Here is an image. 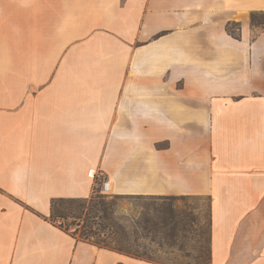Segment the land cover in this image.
Returning a JSON list of instances; mask_svg holds the SVG:
<instances>
[{
  "label": "crops",
  "instance_id": "obj_1",
  "mask_svg": "<svg viewBox=\"0 0 264 264\" xmlns=\"http://www.w3.org/2000/svg\"><path fill=\"white\" fill-rule=\"evenodd\" d=\"M260 10L264 0H0V36L37 49L36 64H0V264H157L49 222L52 199L90 197L99 174L115 195L209 198V264H264V29H225ZM65 71L91 80L9 75Z\"/></svg>",
  "mask_w": 264,
  "mask_h": 264
},
{
  "label": "rangeland",
  "instance_id": "obj_2",
  "mask_svg": "<svg viewBox=\"0 0 264 264\" xmlns=\"http://www.w3.org/2000/svg\"><path fill=\"white\" fill-rule=\"evenodd\" d=\"M240 27L246 22L250 24V14L238 17ZM251 26V25H250ZM253 31L260 27H251ZM7 36H0V53L6 55L0 58V64H36L34 42L24 41L18 31ZM56 42H44L45 46L55 45ZM51 52L49 50H46ZM44 64H68L63 56H44ZM34 60V61H33ZM14 80L26 75L33 81V87L57 81H82L91 74L65 72L9 74ZM76 76V78L73 77ZM130 75V74H127ZM18 92V90L16 91ZM14 93V92H13ZM95 189L99 192L100 185L108 180L99 174ZM106 195L105 203L111 207L112 221L116 227L123 230L126 242L133 252L143 260L157 264H208V209L209 200L205 196H177L166 202L150 201L145 198H132L125 195H115L112 191L101 193Z\"/></svg>",
  "mask_w": 264,
  "mask_h": 264
},
{
  "label": "trees",
  "instance_id": "obj_3",
  "mask_svg": "<svg viewBox=\"0 0 264 264\" xmlns=\"http://www.w3.org/2000/svg\"><path fill=\"white\" fill-rule=\"evenodd\" d=\"M251 27L264 29V10L250 13ZM225 29L233 38L239 39L241 27L239 23L227 22ZM95 187V186H94ZM93 187L88 198H55L51 201L49 222L78 240L107 248L127 256L142 259L133 252L126 242L123 230L115 226L111 219L113 210L105 203L106 195ZM132 198H145L144 195H125ZM150 201L166 202L177 196L146 195ZM209 200V198H208ZM210 230L208 209V264L210 256ZM150 262V261H149Z\"/></svg>",
  "mask_w": 264,
  "mask_h": 264
},
{
  "label": "built area",
  "instance_id": "obj_4",
  "mask_svg": "<svg viewBox=\"0 0 264 264\" xmlns=\"http://www.w3.org/2000/svg\"><path fill=\"white\" fill-rule=\"evenodd\" d=\"M99 191H100L101 193H108V192L111 191L110 183H109L108 180H107V181L104 180V181L101 183Z\"/></svg>",
  "mask_w": 264,
  "mask_h": 264
},
{
  "label": "bare ground",
  "instance_id": "obj_5",
  "mask_svg": "<svg viewBox=\"0 0 264 264\" xmlns=\"http://www.w3.org/2000/svg\"><path fill=\"white\" fill-rule=\"evenodd\" d=\"M110 187H111V185H110ZM112 191V190H111Z\"/></svg>",
  "mask_w": 264,
  "mask_h": 264
}]
</instances>
